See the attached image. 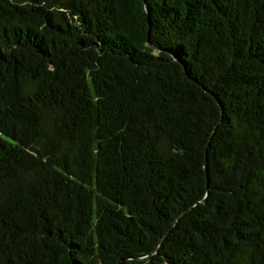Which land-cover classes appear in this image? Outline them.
Wrapping results in <instances>:
<instances>
[{
  "label": "trees",
  "instance_id": "1",
  "mask_svg": "<svg viewBox=\"0 0 264 264\" xmlns=\"http://www.w3.org/2000/svg\"><path fill=\"white\" fill-rule=\"evenodd\" d=\"M0 264H264V0H0Z\"/></svg>",
  "mask_w": 264,
  "mask_h": 264
}]
</instances>
